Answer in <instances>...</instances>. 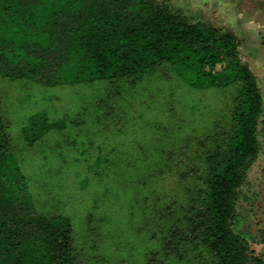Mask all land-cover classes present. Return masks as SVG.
I'll list each match as a JSON object with an SVG mask.
<instances>
[{"label": "rangeland", "instance_id": "rangeland-1", "mask_svg": "<svg viewBox=\"0 0 264 264\" xmlns=\"http://www.w3.org/2000/svg\"><path fill=\"white\" fill-rule=\"evenodd\" d=\"M193 22L234 32L264 100V0H158ZM240 84L197 89L168 62L135 83L47 86L0 75V111L34 203L72 222L75 264H214L201 243L206 155L224 148ZM65 118L29 145L28 118ZM260 153L234 230L264 262V104Z\"/></svg>", "mask_w": 264, "mask_h": 264}, {"label": "trees", "instance_id": "trees-1", "mask_svg": "<svg viewBox=\"0 0 264 264\" xmlns=\"http://www.w3.org/2000/svg\"><path fill=\"white\" fill-rule=\"evenodd\" d=\"M232 31L193 22L158 0H0V75L47 86L129 80L170 63L197 89L240 84L224 148L206 155L201 243L214 264H264L233 228L236 203L260 153L263 95ZM66 119L46 110L22 127L32 145ZM71 219L37 210L0 111V264H75Z\"/></svg>", "mask_w": 264, "mask_h": 264}]
</instances>
